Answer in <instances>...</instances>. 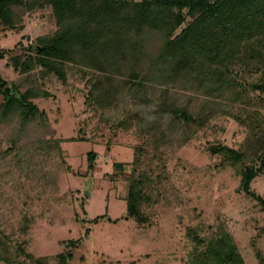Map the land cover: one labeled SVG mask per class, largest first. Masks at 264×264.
<instances>
[{
    "label": "rangeland",
    "instance_id": "1",
    "mask_svg": "<svg viewBox=\"0 0 264 264\" xmlns=\"http://www.w3.org/2000/svg\"><path fill=\"white\" fill-rule=\"evenodd\" d=\"M6 11L7 18L0 19V74L5 83L0 107L7 102L4 90L8 98L19 101L29 91L31 103L48 115L55 138L64 140L62 159L57 158L64 167L58 201L46 204L32 179L24 188L28 197L18 198L16 188L26 183L27 173L22 171L28 170L27 157L23 162L20 156L14 159L18 181L6 175L9 169L0 158V241L7 250L2 264H36L42 257L59 264L57 257L64 252L87 258L80 263L77 256L76 264H221L215 253L221 242L235 249L230 254L234 264H264V203L243 190L240 174L251 164L258 166L251 189L264 197V166L257 162L264 155L262 91L246 87L238 92L239 100L226 97L218 108L211 104L215 99L198 96L197 101L196 92L181 93L175 97L179 100L174 110H189L196 123L187 124L176 113L171 117L169 141H156L155 128L140 135L136 127L127 131L120 125L127 116L122 102L116 103L118 110L97 109L91 93L92 69L80 62L60 61L58 68L65 74L60 80L37 64L38 53L47 47L41 41L59 31L51 4L20 0ZM191 21L188 18L175 35ZM259 75L247 79L256 82ZM191 98L194 102L187 103ZM156 100L142 111L152 122L162 117ZM1 118L3 152L16 137L15 154H25L36 137L46 133L37 119L21 124L18 117ZM136 148L140 154L135 163ZM225 148L243 151L247 160L234 167L226 160ZM90 152L97 153L92 171ZM130 182L138 186L154 226L139 227L134 219H127L124 196ZM75 240L82 242L72 245Z\"/></svg>",
    "mask_w": 264,
    "mask_h": 264
},
{
    "label": "trees",
    "instance_id": "2",
    "mask_svg": "<svg viewBox=\"0 0 264 264\" xmlns=\"http://www.w3.org/2000/svg\"><path fill=\"white\" fill-rule=\"evenodd\" d=\"M44 1L52 5L59 31L41 41L47 47L38 53L37 64L60 80H65V74L58 68L60 61L72 64L80 62L92 69L94 83L91 93H94V105L98 110L113 111L117 107L116 103L122 102L127 116L120 125L127 131L136 127L140 135H145L155 128L159 132L156 141L167 143L170 139L171 117L176 116V113H180L187 124L194 125L197 121L189 110H174L179 100L175 97L181 93L196 92L197 101L201 96L215 99L211 103L213 108H218L220 101H227L226 97L231 102L239 100L241 97H238V92L247 90L246 87L264 93V0ZM19 2L0 0V19H6V10ZM188 18L192 21L187 28L175 35L177 28L185 24ZM2 57L3 54L0 55ZM256 74H260L259 78L256 77L258 81L250 82L247 79ZM4 85L0 74V90L4 89ZM3 93L7 102L0 107V121L1 116L4 119L18 117L21 124H31L37 119L46 130L45 134L36 137L29 151L21 155L15 154L19 148L16 137L12 140L13 146L4 152V141L0 139V158L6 161L9 169L6 175L14 176L13 181L21 180L20 173L14 167V159L20 156L23 162L27 157L24 167L28 170L23 172L20 169L23 174L27 173L26 183L16 188L18 198L23 195L28 197L29 193L25 189L32 179L39 184L40 195L45 198L46 204L57 202L58 179L63 165L59 166L63 162L60 160L58 163L57 158L62 159L61 143L64 140L55 138V130L48 127V115L31 103L29 91L22 95L20 101L15 97L8 98L5 90ZM44 96L50 95L44 93ZM155 98H158L155 106L162 112V117L152 122L142 111L152 108ZM194 100L191 98L187 103L192 104ZM200 122V126H203ZM134 152L136 163L140 151L136 148ZM223 152L234 167L247 160L243 151L225 148ZM96 160L97 153L90 152V171L96 167ZM248 161L251 158L248 157ZM257 162L262 168L264 155L257 157ZM115 166L122 167L120 164ZM258 172V166L253 164L241 170L242 187L249 196L264 203V197L251 189ZM33 191L30 193L34 195ZM124 197L128 205L127 219H134L139 227L154 226L153 214L143 204L134 182L129 183V190ZM81 242L71 241L72 245ZM4 246L0 241V264L6 262L7 250ZM215 248L216 258L221 264H234L233 256L230 255L234 248L225 242ZM77 256L73 252H64L58 255L57 260L59 264L87 261L84 255H79L76 260ZM49 260V257L37 258L35 263L50 264Z\"/></svg>",
    "mask_w": 264,
    "mask_h": 264
}]
</instances>
